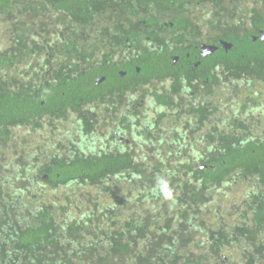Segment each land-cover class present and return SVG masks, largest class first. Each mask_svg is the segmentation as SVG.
<instances>
[{"label":"trees","instance_id":"trees-1","mask_svg":"<svg viewBox=\"0 0 264 264\" xmlns=\"http://www.w3.org/2000/svg\"><path fill=\"white\" fill-rule=\"evenodd\" d=\"M204 1L219 36L233 43L213 54L221 75L209 77L207 107L193 98L182 106L193 110L190 135L208 150L174 137L153 110L143 138L132 111L98 121L81 107L94 68L74 74L90 38L101 37L102 18L132 24L135 45L147 0H0V137L26 112L71 125L53 150L17 136L0 147V264H264V40H253L264 30V0H239L237 11L229 0ZM143 41L139 33L141 72L124 67L141 94L168 65ZM214 84L244 101L234 94L221 114ZM244 95L258 104L248 110ZM120 130L131 143L105 150Z\"/></svg>","mask_w":264,"mask_h":264},{"label":"flooded vegetation","instance_id":"flooded-vegetation-1","mask_svg":"<svg viewBox=\"0 0 264 264\" xmlns=\"http://www.w3.org/2000/svg\"><path fill=\"white\" fill-rule=\"evenodd\" d=\"M228 3L237 11V5L240 1L229 0ZM206 5L204 0H188V3L187 0H179L173 2L171 6L162 4L158 0H147L145 4L139 3L137 9L139 22L136 24L135 45L130 44L127 38L128 29L132 28L131 23V26L126 23H119L112 27L111 19L102 18L106 22L102 24L101 37L90 38L91 44L88 45L84 53L87 56V62L78 59V69L74 74L77 76L85 69L94 68L91 80L84 87L86 96H83L81 107L85 109V114L94 120L102 121L119 114L121 111L128 115V111L135 110L137 119L146 113V117L140 120L144 126L143 133L139 132V136L146 138L150 135L148 131L151 129L152 122L147 118L149 112L141 111L153 110V112H157V117H154L155 123L168 127L170 134L172 131L175 133L173 134L174 137H180V140L182 139L189 146L200 142L203 148L208 150L206 139L190 135V128H196L187 118L191 116L193 110L190 111L187 106H182L193 98L194 103L197 104L200 101L207 107L209 77L221 75L217 64L211 65L213 54L219 51L221 47L229 50L233 43L219 36L217 22L219 24L221 22L216 20L217 22L212 23L211 19L212 16H215V12L204 10ZM248 6L246 4L243 8ZM263 31H260L258 36ZM139 33L144 34L143 44H146L148 51L156 53L158 63L165 62L168 64L153 78L152 85H144L146 91L142 94L139 90V77L128 74L129 71L124 69L130 63L137 73L141 72V67L136 64V61L141 57ZM258 36H253V40L254 38L257 40ZM79 51L80 49H78V53ZM97 66H101V68H95ZM45 78L44 75L43 83L46 82ZM108 78H111L109 82H107ZM233 78L243 83L240 78ZM213 87L215 88L214 98L218 101L217 106H221L219 111L221 110L223 115L224 103L233 101L234 94L237 93L236 99L238 101L243 100L241 99L242 94L238 92H232V96L228 97V95H220L221 88L218 85L214 84ZM77 90L79 91V85H77ZM154 96H157L156 99L164 97L165 100L174 103V106L168 107L167 105L166 108L164 103L153 101L152 97ZM243 98L250 102L248 110L251 109L252 103L258 104L257 101H252L250 96L244 95ZM42 103L44 104L45 101ZM165 109L171 112L166 113ZM210 109L212 108L209 104V112ZM160 113H163L162 116L158 115ZM63 123L61 118H54L49 113H45L44 117L41 118H31L26 112L17 120H11V123L5 128V131L8 130L11 133L5 137H0V147L3 144L6 148H11L10 142L16 141L17 136L19 140H33L37 145L36 147L53 150V147H56L53 144L54 140L63 135L64 129L61 126ZM177 128H180L182 132L176 133L178 132ZM127 136L126 130L116 131L115 140L112 142L108 140L104 149L110 150L116 147L117 150H121L125 145L131 143V139H128ZM109 143H111L110 146ZM59 148H67V146L59 145L57 150ZM150 149L152 150L151 146ZM117 152L122 153L123 151Z\"/></svg>","mask_w":264,"mask_h":264},{"label":"rangeland","instance_id":"rangeland-1","mask_svg":"<svg viewBox=\"0 0 264 264\" xmlns=\"http://www.w3.org/2000/svg\"><path fill=\"white\" fill-rule=\"evenodd\" d=\"M227 18H229V19H231L232 18V16L231 15H227ZM0 34H4L3 33V31H0ZM6 48V45H5V43H4V41L3 40H0V51H3L4 49ZM24 68V66L23 65H20V66H18V67H16L15 68V70H22ZM14 70V71H15ZM135 111V110H134ZM134 111H132L131 112V114L133 115V116H135L134 117V119L136 118V114H135V112ZM145 111H148V110H142L141 112H145ZM151 113H155V112H151ZM144 117H146V113H145V115H143L141 118H144ZM151 117H154L153 115H151ZM62 126V128L64 129V131L66 132V131H68L70 128H71V125L69 124V123H67V124H62L61 125ZM100 135H104V134H102V133H99ZM35 139H38V138H35ZM100 143V142H99ZM122 186H124V183H121V186L120 187H122ZM124 189V188H123ZM126 189V188H125ZM104 200L106 201V198L104 197Z\"/></svg>","mask_w":264,"mask_h":264},{"label":"water","instance_id":"water-1","mask_svg":"<svg viewBox=\"0 0 264 264\" xmlns=\"http://www.w3.org/2000/svg\"><path fill=\"white\" fill-rule=\"evenodd\" d=\"M261 39L264 40V31L261 33Z\"/></svg>","mask_w":264,"mask_h":264},{"label":"clouds","instance_id":"clouds-1","mask_svg":"<svg viewBox=\"0 0 264 264\" xmlns=\"http://www.w3.org/2000/svg\"><path fill=\"white\" fill-rule=\"evenodd\" d=\"M257 37V36H256ZM258 37H261V35L260 36H258ZM254 40H256V38H254Z\"/></svg>","mask_w":264,"mask_h":264}]
</instances>
